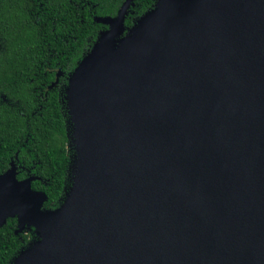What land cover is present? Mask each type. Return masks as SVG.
Here are the masks:
<instances>
[{
	"label": "water",
	"instance_id": "water-1",
	"mask_svg": "<svg viewBox=\"0 0 264 264\" xmlns=\"http://www.w3.org/2000/svg\"><path fill=\"white\" fill-rule=\"evenodd\" d=\"M124 12L64 90L63 204L0 175V226L39 236L9 264H264V0Z\"/></svg>",
	"mask_w": 264,
	"mask_h": 264
},
{
	"label": "trees",
	"instance_id": "trees-1",
	"mask_svg": "<svg viewBox=\"0 0 264 264\" xmlns=\"http://www.w3.org/2000/svg\"><path fill=\"white\" fill-rule=\"evenodd\" d=\"M155 2L0 0V175L13 165L17 182L30 179L31 190L45 195L46 211L57 208L67 180L61 102L69 80L108 30L106 19L115 20L125 4L124 34ZM17 222L7 218L0 226V264H9L31 238L16 231Z\"/></svg>",
	"mask_w": 264,
	"mask_h": 264
},
{
	"label": "rangeland",
	"instance_id": "rangeland-1",
	"mask_svg": "<svg viewBox=\"0 0 264 264\" xmlns=\"http://www.w3.org/2000/svg\"><path fill=\"white\" fill-rule=\"evenodd\" d=\"M137 21L135 20V21H133V23H136ZM62 114H63V116H64V118H65V130H66V136H67V138H68V141H69V144H68V153H69V158H70V161H71V163H70V165H69V167H70V172H69V170H68V172H67V175H68V177H67V180H66V183H65V187H64V190H63V192H67V191H69V187H70V185H71V182H70V179H69V175L72 173V176H73V171H71V167H72V160H73V157H74V152H73V148H72V146H71V144H70V141H71V139L73 138V136H74V129H75V124H74V122H73V118H72V116L70 115V112H69V110L67 109V106H66V103H63V111H62ZM70 173V174H69ZM72 176H71V179H72ZM65 194H63V197L62 198H60L58 201H57V203H56V207H59L60 205H62L63 204V202H64V199H65ZM24 232H26V233H28V234H30V236H31V238H30V240H29V243L26 245V246H24L23 248H21V249H19L17 252H16V254L14 255V257L15 256H17L18 254H19V252H21V251H24L26 248H30V247H32V245H33V243L35 242V237H36V234H35V232L33 231V230H31V228H27L26 226H25V228H24ZM13 257V258H14ZM12 260V259H11ZM10 260V261H11Z\"/></svg>",
	"mask_w": 264,
	"mask_h": 264
},
{
	"label": "bare ground",
	"instance_id": "bare-ground-1",
	"mask_svg": "<svg viewBox=\"0 0 264 264\" xmlns=\"http://www.w3.org/2000/svg\"><path fill=\"white\" fill-rule=\"evenodd\" d=\"M126 38H118V39H116V48H118V47H122L125 43H126ZM74 143L76 144V140H74ZM73 169H75L74 167H73ZM75 173V171H73V176H72V181H73V184H75V182H76V173Z\"/></svg>",
	"mask_w": 264,
	"mask_h": 264
},
{
	"label": "flooded vegetation",
	"instance_id": "flooded-vegetation-1",
	"mask_svg": "<svg viewBox=\"0 0 264 264\" xmlns=\"http://www.w3.org/2000/svg\"><path fill=\"white\" fill-rule=\"evenodd\" d=\"M60 91V90H59ZM61 104H63L62 102H61ZM26 233V232H25Z\"/></svg>",
	"mask_w": 264,
	"mask_h": 264
}]
</instances>
